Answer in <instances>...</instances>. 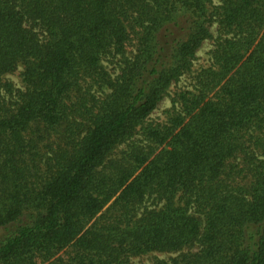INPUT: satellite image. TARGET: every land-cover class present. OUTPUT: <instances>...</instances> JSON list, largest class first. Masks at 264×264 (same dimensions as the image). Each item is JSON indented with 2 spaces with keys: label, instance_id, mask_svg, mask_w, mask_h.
<instances>
[{
  "label": "trees",
  "instance_id": "16d2710c",
  "mask_svg": "<svg viewBox=\"0 0 264 264\" xmlns=\"http://www.w3.org/2000/svg\"><path fill=\"white\" fill-rule=\"evenodd\" d=\"M146 255L264 264V0H0V264Z\"/></svg>",
  "mask_w": 264,
  "mask_h": 264
},
{
  "label": "rangeland",
  "instance_id": "374dc122",
  "mask_svg": "<svg viewBox=\"0 0 264 264\" xmlns=\"http://www.w3.org/2000/svg\"><path fill=\"white\" fill-rule=\"evenodd\" d=\"M211 31L215 33V27L211 28ZM212 48L210 40H206L203 42L202 46L197 51V64H204L205 60L208 57V50ZM10 78L14 82H18V77L15 75L10 76ZM186 81L182 80L179 82L178 87L185 84ZM177 87V88H178ZM174 85H172L169 90L167 91V94L164 95V97L158 102L156 108L150 115L151 120L155 121H164L166 117V112L169 110V108L172 106L171 99L173 97L174 92L177 89ZM158 258L166 259L168 255L166 254H157L155 255ZM133 260V264H153L155 262V257L153 255H146L143 257H136Z\"/></svg>",
  "mask_w": 264,
  "mask_h": 264
}]
</instances>
